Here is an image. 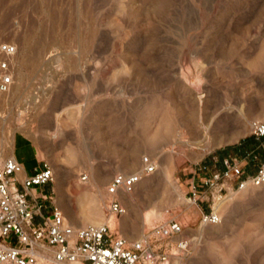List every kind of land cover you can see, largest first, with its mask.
Instances as JSON below:
<instances>
[{"label":"rangeland","instance_id":"obj_1","mask_svg":"<svg viewBox=\"0 0 264 264\" xmlns=\"http://www.w3.org/2000/svg\"><path fill=\"white\" fill-rule=\"evenodd\" d=\"M5 40L19 45L15 84L0 94L6 154L16 147L29 175L38 161L53 167L70 221L73 212L87 220L77 226L105 221L113 175L137 172L149 155L156 171L112 227L135 240L175 219L188 247L168 249L170 264H264V187L195 203L184 182L212 155L257 146L264 0H0ZM204 203L220 223L201 224Z\"/></svg>","mask_w":264,"mask_h":264},{"label":"built area","instance_id":"obj_2","mask_svg":"<svg viewBox=\"0 0 264 264\" xmlns=\"http://www.w3.org/2000/svg\"><path fill=\"white\" fill-rule=\"evenodd\" d=\"M19 45L13 40L0 42V94L8 93L16 81ZM251 134L257 146L245 156H228L217 175L203 176L191 184L190 199L203 202L202 188L221 185L220 193L264 187V120L251 121ZM158 161L142 157L135 173L118 172L107 185L111 198L105 204L106 220L77 226L56 203V174L48 162H40L28 175L13 154L0 148V264H170L168 249L185 250L188 241L177 239L185 231L178 220L155 225L142 238L130 240L110 225L113 217L127 213L120 195L133 192L141 180L156 171ZM207 172L203 163L197 168ZM89 174L82 172L81 180ZM50 185V194L38 186ZM222 215L213 209L203 212L201 224H218Z\"/></svg>","mask_w":264,"mask_h":264},{"label":"crops","instance_id":"obj_3","mask_svg":"<svg viewBox=\"0 0 264 264\" xmlns=\"http://www.w3.org/2000/svg\"><path fill=\"white\" fill-rule=\"evenodd\" d=\"M23 138H24V140H26L28 142V140L25 137H23ZM255 142H256V140H255ZM245 149H246V151H245V153H246L251 148L250 149L249 148H245ZM245 149H243V150H245ZM33 152H34L35 157L37 158V153H36V151L34 149H33ZM226 154H229V153L227 151H224V152L219 154V158L218 159H217V156L212 155V157L210 159L206 160L205 164L208 165L209 170L207 172H203V175L202 174H197L196 170L194 172L191 171L190 174H189V177L184 180V182L188 185L189 190L191 188V184H193L194 182L199 181L200 180L199 178H202L203 176H206V175L213 176V175H217V174L221 173L223 171V169L225 168V163H224V159L225 158H223L224 157L223 155H226ZM14 155L16 156V147H15V150H14ZM245 155H247V154H245ZM245 155H243V156H245ZM37 160H38V158H37ZM26 173H27V171H26ZM220 189H221V185L220 184H217L213 188H205V187L202 188L201 191H202V195H203V202L210 201L211 198H215V196L218 193H220ZM209 206H210V204L206 205V203H204V205L200 207V213H199V217L200 218H201L203 212L210 211Z\"/></svg>","mask_w":264,"mask_h":264},{"label":"bare ground","instance_id":"obj_4","mask_svg":"<svg viewBox=\"0 0 264 264\" xmlns=\"http://www.w3.org/2000/svg\"><path fill=\"white\" fill-rule=\"evenodd\" d=\"M33 64V63H32ZM2 119H1V116H0V121H1ZM57 123V122H56ZM2 124V123H1ZM1 124H0V141H1V143H0V148L6 153V149L8 148V141H6V139H5V136H4V134H3V131H2V128H1ZM30 135V134H29ZM62 135H63V133H62V130L60 129V126L58 125V123L56 124V126H55V132L53 133V138H54V140H55V142L57 141V140H59V138H61L62 137ZM78 149H81V146H79V148ZM13 154V153H12ZM87 173V172H86ZM89 174V173H88ZM89 178H90V176H89ZM80 180H81V178H80ZM81 181H83V180H81ZM97 182H93V183H91V181H90V183L92 184V187H94V188H96V190L95 191H97L98 193L100 192V190L99 189H97L98 188V181L99 180H96ZM89 182V179H88V181H86V183H88ZM89 185V184H88ZM87 187V186H86ZM85 188V187H84ZM84 188H83V190H84ZM106 191H107V187H106ZM59 193H60V195H62L61 194V190H59ZM107 194H108V192H107ZM106 193H104L101 197L104 199L106 196ZM108 196H109V198L108 199H106V200H109L110 198H111V196L108 194ZM120 197H121V200L123 201V204L124 203H136V200H137V198H136V195L135 194H133L132 192L131 193H123V194H121L120 195ZM106 200L104 201V203L106 202ZM61 203L63 204L64 203V200L62 199L61 200ZM221 204H222V200H219L217 203H216V205H215V209H216V211H218L219 209H220V206H221ZM144 206H145V204H144ZM105 207V206H104ZM147 207V206H146ZM105 211V210H104ZM114 218V217H113ZM112 219V218H111ZM110 219V220H111ZM71 222L73 223V224H75V225H85L86 223H87V220L85 219V218H82V217H80V215L78 216V213H76V212H73L72 213V220H71ZM110 222V221H109ZM94 223H99V221H95ZM113 223V228H115L116 230H117V228L116 227H114V226H116L115 224V221H113L112 222ZM143 224L145 225L146 223L145 222H143ZM110 225H111V223H110ZM125 227V226H124ZM140 238H142V236L140 237ZM139 238V239H140ZM174 259V258H173ZM37 264H43V263H37Z\"/></svg>","mask_w":264,"mask_h":264},{"label":"trees","instance_id":"obj_5","mask_svg":"<svg viewBox=\"0 0 264 264\" xmlns=\"http://www.w3.org/2000/svg\"><path fill=\"white\" fill-rule=\"evenodd\" d=\"M253 140H255V139H253ZM245 149V148H244ZM249 150V149H248ZM250 150H252V148L250 149ZM249 150V151H250ZM245 151H246V149L245 150H243V149H240L238 152H237V154H241V155H245V154H247L249 151H247L246 153H245ZM224 157L223 158H226V157H228L229 156V154H226V155H223Z\"/></svg>","mask_w":264,"mask_h":264}]
</instances>
